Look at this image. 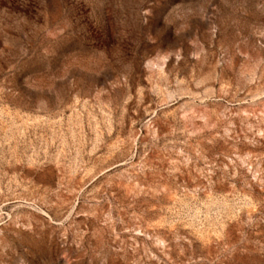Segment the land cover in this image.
Masks as SVG:
<instances>
[{
	"label": "rangeland",
	"instance_id": "obj_1",
	"mask_svg": "<svg viewBox=\"0 0 264 264\" xmlns=\"http://www.w3.org/2000/svg\"><path fill=\"white\" fill-rule=\"evenodd\" d=\"M0 264H264V0H0Z\"/></svg>",
	"mask_w": 264,
	"mask_h": 264
}]
</instances>
